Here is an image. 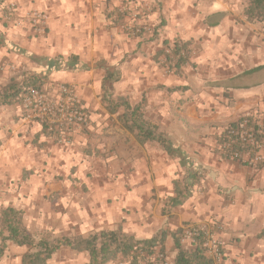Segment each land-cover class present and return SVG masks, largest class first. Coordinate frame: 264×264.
Returning <instances> with one entry per match:
<instances>
[{"label":"crops","instance_id":"crops-1","mask_svg":"<svg viewBox=\"0 0 264 264\" xmlns=\"http://www.w3.org/2000/svg\"><path fill=\"white\" fill-rule=\"evenodd\" d=\"M140 3L0 0V89L31 76L42 77L45 90L73 83L90 114L66 142L26 117L24 94L0 107V210H22L36 242L104 229L136 237L166 230L169 261L171 232L209 224L223 242L216 264H264V162L235 161L218 146L242 116L264 121V22L243 19V0H145L153 34L110 25L108 14ZM35 10L49 16L43 33L29 22ZM176 40L192 49L180 73L166 70L161 53ZM103 83L132 106L142 101L171 149L139 142L103 103ZM190 173L199 178L192 195L171 202L175 180ZM31 250L8 242L0 264H23ZM47 264L91 263L87 251L62 246Z\"/></svg>","mask_w":264,"mask_h":264},{"label":"trees","instance_id":"trees-1","mask_svg":"<svg viewBox=\"0 0 264 264\" xmlns=\"http://www.w3.org/2000/svg\"><path fill=\"white\" fill-rule=\"evenodd\" d=\"M242 16L245 21L264 22V0H244ZM167 50L170 52L168 53ZM161 53L166 57L169 70L180 73L182 66L189 62L192 49L188 42L176 40L174 43H166ZM107 77L109 78L110 74ZM41 78L31 76L23 82L13 80L2 87L0 89V107L14 104L31 87L42 89ZM107 89V84L103 83V103L111 112L119 113V119L135 134L139 142L144 144L157 141L165 148L171 149L158 125L145 117L142 101L132 106L128 97L114 96ZM122 108L124 111L120 112ZM244 120H248L256 129L264 126V121L258 122L252 115L246 114L237 122L228 125L220 134L218 142L227 135L230 129L238 127ZM240 148L244 149L242 145ZM263 162L257 163L255 166H260ZM198 179L197 173H190L182 179L175 180V195L170 197V201L176 203L192 195L193 187L199 181ZM0 226V260L5 254L8 242H13L17 245H28L32 249L23 256V264H47L52 255L62 246H70L78 251H87L91 264H109L115 260L123 264H155L153 256L158 252L166 253V230L149 237H136L122 229H104L87 237L61 236L53 239L42 238L36 242L23 222L22 210L11 206L1 208ZM188 226L197 227V224L187 223L171 232L175 255L168 264H216L215 258L208 253L204 246L205 234L202 230H198L192 242L183 243L181 241L184 227Z\"/></svg>","mask_w":264,"mask_h":264},{"label":"built area","instance_id":"built-area-1","mask_svg":"<svg viewBox=\"0 0 264 264\" xmlns=\"http://www.w3.org/2000/svg\"><path fill=\"white\" fill-rule=\"evenodd\" d=\"M120 12L123 15L130 14L133 20H136L139 14V11L131 6L121 7ZM48 19V14L39 10L29 15L31 26L40 33L46 31ZM123 27L133 34L149 29L143 25L129 23H125ZM167 52L170 51L167 50ZM164 60L163 63L169 70L165 55ZM22 106L27 118L47 125L51 132L59 133L61 137L85 127L90 118L77 87L73 83L60 82L53 84L48 90L31 87L23 95ZM64 140L68 142L66 137ZM241 145L244 149L240 148ZM218 146L227 158L255 166L264 161V126L256 129L248 120H244L238 127L230 129L227 135L218 142ZM198 230H202L205 234L204 246L208 253L215 258L216 262H220L224 256L223 242L211 225L184 227L181 241L183 243L192 242ZM153 260L155 264L170 262L163 252L156 253Z\"/></svg>","mask_w":264,"mask_h":264},{"label":"rangeland","instance_id":"rangeland-1","mask_svg":"<svg viewBox=\"0 0 264 264\" xmlns=\"http://www.w3.org/2000/svg\"><path fill=\"white\" fill-rule=\"evenodd\" d=\"M144 3H145V0H141V3L138 4V8L139 9L137 8L136 10L139 11V14H138V18L136 20H133L132 16L130 14L123 15L119 10L118 11H114L113 13L111 12L110 14H108V16L112 18L110 25H112V23H113L115 25V27H117L119 30H123L125 32H127V31L129 32V30H126L123 27V25L125 23H129V24H132V25H134V24L143 25V26L148 27L149 29H145L142 32H136V35H142V34L151 35V34H153V24L150 23L148 20L147 21L144 20L145 19L144 16L149 14L152 9L149 8V4H148V6H145ZM243 4H244V0H243ZM125 6H129V5H125ZM166 70L168 71L167 68H166ZM42 89H44V88H42Z\"/></svg>","mask_w":264,"mask_h":264}]
</instances>
